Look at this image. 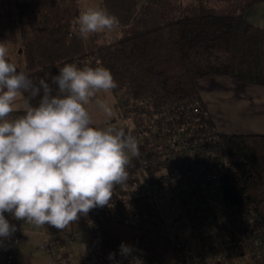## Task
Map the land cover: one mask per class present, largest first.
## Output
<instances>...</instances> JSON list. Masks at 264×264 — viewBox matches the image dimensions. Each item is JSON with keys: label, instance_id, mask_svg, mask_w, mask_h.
Segmentation results:
<instances>
[{"label": "trees", "instance_id": "obj_1", "mask_svg": "<svg viewBox=\"0 0 264 264\" xmlns=\"http://www.w3.org/2000/svg\"><path fill=\"white\" fill-rule=\"evenodd\" d=\"M154 1L146 0L139 6L138 0H100L99 7L119 19L115 29L123 32L128 25L141 26L145 20L141 14ZM261 1L264 0H246L243 6L221 14L202 6L182 9L180 17L172 21L146 27L141 33H126L99 47L95 41L101 33L91 34L86 40L72 30L71 21L80 13L77 0H0V45L18 48V52L23 49L25 72L37 84L40 79L50 82L65 64L110 70L118 85L114 94L138 103V126L144 125L142 114L150 119L151 111L189 101L201 104L200 123L211 129L215 127L200 100L199 80L225 77L264 86V29L248 23L243 13ZM19 60L17 70L24 71ZM146 129L150 130V126L146 125ZM164 141L159 132L146 133L138 146L141 159L157 157ZM220 144L230 161L221 172L225 196L235 205L253 206L264 221V135L221 133ZM117 192L116 186L108 205L90 210L63 230L44 226L50 235L83 228L90 232L91 256L81 255L72 261L64 248L53 255L57 264H112L123 258L119 254L122 242L134 247L124 264H130L135 254L178 259L180 251L174 240L161 230L137 223V218L144 217L150 209L143 202L145 197L129 200L128 192L125 196ZM126 197L132 204L129 214L137 218L116 214ZM110 252L116 253L114 260L108 259Z\"/></svg>", "mask_w": 264, "mask_h": 264}, {"label": "clouds", "instance_id": "obj_2", "mask_svg": "<svg viewBox=\"0 0 264 264\" xmlns=\"http://www.w3.org/2000/svg\"><path fill=\"white\" fill-rule=\"evenodd\" d=\"M78 38L112 31L119 19L106 8L85 6L71 21ZM0 45V247L17 231L12 219L57 230L108 205L128 179L138 141L123 128L93 126L88 106L111 117L106 97L117 88L110 70L65 64L50 82L34 83ZM37 101V103H33ZM22 115L12 116L14 112ZM134 247L121 243L119 254ZM116 253H109L114 260ZM119 264V262H117ZM131 264H142L133 256Z\"/></svg>", "mask_w": 264, "mask_h": 264}, {"label": "built area", "instance_id": "obj_3", "mask_svg": "<svg viewBox=\"0 0 264 264\" xmlns=\"http://www.w3.org/2000/svg\"><path fill=\"white\" fill-rule=\"evenodd\" d=\"M201 113L199 102L166 105L152 111L151 122L129 132L138 146L150 130L159 132L165 140L157 157L143 159L141 196L150 209L144 217L137 218V223L161 230L163 214L155 209L152 197L165 192L170 200L166 207H175L187 226L185 236L175 242L180 251L177 260L133 256L142 264H264V221L253 206L235 205L225 196L221 172L230 161L220 144L221 133L204 128ZM116 214L124 215L119 207ZM124 216L133 214L128 211ZM12 224L17 231L2 247L6 264L16 262L21 245L33 231L32 225L25 222L14 220ZM82 236L79 230L45 233L42 247L50 255L60 254L65 248L69 259L75 261L81 255L90 256L84 253ZM124 259L117 258L112 264H124Z\"/></svg>", "mask_w": 264, "mask_h": 264}, {"label": "crops", "instance_id": "obj_4", "mask_svg": "<svg viewBox=\"0 0 264 264\" xmlns=\"http://www.w3.org/2000/svg\"><path fill=\"white\" fill-rule=\"evenodd\" d=\"M95 1L97 0H77L80 9H84L85 6L95 5L93 3ZM189 3L182 2L181 5L180 2L179 6L181 10H192L196 7L194 6L195 0H191ZM211 4V7L209 3L206 4L208 9H218L222 2L215 1ZM244 4H241V1L238 0V2H233L231 6L236 9L238 6H243ZM233 8L232 10H235ZM243 13L248 23L264 29V1L255 3L243 11ZM14 55L16 57L21 55L22 62L24 61L21 66L25 71L23 52L17 51ZM198 88L200 100L206 109L205 112L213 122L215 129L220 133L228 135H264V86L237 83L223 77L202 80V83L198 81ZM22 114L17 111L11 115L18 116ZM142 117L145 118L144 125L150 121L147 114H142ZM133 181V177L129 176L125 182L126 188L131 186ZM127 197H130V193ZM129 200L132 199L130 198ZM112 206L111 208H113ZM5 217L9 220L10 224L14 222V219L8 213H5ZM32 229L33 231L21 245L14 264H57L54 256L47 254L42 247L45 241V233L49 234L46 232L45 227L36 228L32 226ZM1 254H3L2 247H0V257H2ZM0 264L6 263L3 261Z\"/></svg>", "mask_w": 264, "mask_h": 264}, {"label": "rangeland", "instance_id": "obj_5", "mask_svg": "<svg viewBox=\"0 0 264 264\" xmlns=\"http://www.w3.org/2000/svg\"><path fill=\"white\" fill-rule=\"evenodd\" d=\"M138 1H139V6L142 5L143 3H146V0H138ZM215 1L222 2L220 7L216 9V12L219 14L230 13L233 8L231 6L233 2L234 3L238 2V0H201V1L195 0L194 6H202L205 9V7H207L206 5L207 3H209V6L211 7L212 6L211 3ZM239 1H241V4H243L245 3L246 0H239ZM180 2L181 5L182 2H185L186 4H190L189 2H191V0H155L154 2L151 3L149 7H146L145 11L141 14V16L145 18L141 26L131 24L126 26L123 32L120 29L105 31V33L103 34L101 33V35L97 38L95 44H98L100 47L124 37L126 33H128V35L134 33H141L145 31L146 27H151L153 25H161L169 21H172L180 17L181 15L182 10L179 6ZM93 3H95V5H92L93 7H99V0ZM222 6L225 8H223ZM233 9H235V7ZM82 10L83 9H80V11ZM86 40H89V38ZM6 48L10 49L7 58H10V60L12 59L10 62L16 64L19 67L18 65L20 62L19 59H21L22 57L18 58L14 55V53L18 51V48H16V50L15 49L13 50L12 48H8V47ZM21 51L23 52V49H21ZM22 63H24V61ZM199 82L202 83V80L201 81L199 80ZM101 96L108 100L109 105L113 109V113L111 117H106L102 112L95 109L94 106L91 105L88 106L93 117L94 127L104 128L107 127L108 125H112L117 128H123L126 131V133H129L130 131H134L138 127H142V125L138 126L135 122L136 104H138L136 103V101H132L127 96L117 97L114 94L113 90L106 97L104 96V94H101ZM151 115H152V111H151ZM130 160L131 163L127 167L126 171L128 172V177L132 176L134 181L131 183V186H128L127 188H126V183L124 186L121 185H116V186L118 189L117 193L120 192L122 195L125 196V194L129 191L130 193L129 199L131 198L132 200H135L136 196H141L144 194L141 188L143 185L142 172H143L144 160L141 159L139 156L130 157ZM164 195H166L165 192H159L152 197L157 204L155 209L160 211L163 214V218H164L163 224L159 228L162 230L164 234H166L172 240H174V242H176L181 240L185 236V232L187 231V226L185 222L180 218L181 215L180 213H177L175 207L169 205H167L166 207V204L170 203V200H169V196L167 197ZM131 205H132L131 202H128L127 198L126 200L121 201V203L119 204L120 213L126 215ZM132 210L133 209H130V213ZM135 215L133 214V216ZM81 232L83 235L82 237L85 246L84 253L91 256V250L88 247L90 232L86 228H83ZM1 256L2 257H0V262H3L4 261L3 254H1Z\"/></svg>", "mask_w": 264, "mask_h": 264}]
</instances>
